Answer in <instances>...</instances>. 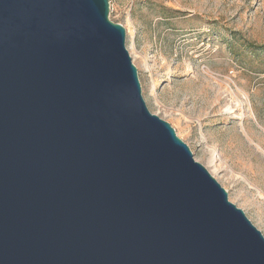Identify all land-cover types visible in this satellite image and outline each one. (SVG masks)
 I'll list each match as a JSON object with an SVG mask.
<instances>
[{
  "label": "water",
  "instance_id": "water-1",
  "mask_svg": "<svg viewBox=\"0 0 264 264\" xmlns=\"http://www.w3.org/2000/svg\"><path fill=\"white\" fill-rule=\"evenodd\" d=\"M0 264H264L149 110L110 0H0Z\"/></svg>",
  "mask_w": 264,
  "mask_h": 264
},
{
  "label": "rangeland",
  "instance_id": "rangeland-1",
  "mask_svg": "<svg viewBox=\"0 0 264 264\" xmlns=\"http://www.w3.org/2000/svg\"><path fill=\"white\" fill-rule=\"evenodd\" d=\"M110 19L149 110L264 235V0H110Z\"/></svg>",
  "mask_w": 264,
  "mask_h": 264
},
{
  "label": "bare ground",
  "instance_id": "bare-ground-1",
  "mask_svg": "<svg viewBox=\"0 0 264 264\" xmlns=\"http://www.w3.org/2000/svg\"><path fill=\"white\" fill-rule=\"evenodd\" d=\"M130 48H131V49H132V48H134V43H132V45H131V47H130ZM131 49H130V50H131Z\"/></svg>",
  "mask_w": 264,
  "mask_h": 264
},
{
  "label": "trees",
  "instance_id": "trees-1",
  "mask_svg": "<svg viewBox=\"0 0 264 264\" xmlns=\"http://www.w3.org/2000/svg\"><path fill=\"white\" fill-rule=\"evenodd\" d=\"M143 30L145 31V28Z\"/></svg>",
  "mask_w": 264,
  "mask_h": 264
}]
</instances>
